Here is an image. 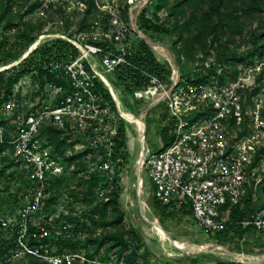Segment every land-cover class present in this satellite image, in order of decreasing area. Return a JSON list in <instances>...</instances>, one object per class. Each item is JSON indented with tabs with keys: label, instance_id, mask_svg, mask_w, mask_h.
Instances as JSON below:
<instances>
[{
	"label": "built area",
	"instance_id": "built-area-1",
	"mask_svg": "<svg viewBox=\"0 0 264 264\" xmlns=\"http://www.w3.org/2000/svg\"><path fill=\"white\" fill-rule=\"evenodd\" d=\"M92 1L96 10L90 15L89 31L68 30L66 35L50 31L31 46L35 49L60 39L77 49L76 56L68 52L63 60L41 65L45 72L62 75L64 84L45 82L41 94L34 97L39 85L30 77L21 78L0 110V120L5 122L0 125V146L9 147L0 159L9 157L27 179L23 185L16 184L18 192H11L16 196L14 209L9 206L4 213L7 203L0 201V232L16 249L14 259L29 256L47 264H123L116 258L105 261L82 252L58 254L42 243L51 234L42 222L47 201L60 199L57 213L66 214L63 203L71 199L67 189L59 194L50 189L54 178L72 173L74 166L66 158L87 152L82 158L86 170L80 175L98 171L111 180L116 173L111 154L118 119L126 120L106 74L129 66L136 34L131 27L132 14L123 11L138 0H124L125 6L119 0ZM49 5L61 7L64 14L82 13L83 17L88 9L87 0H45L42 8ZM37 11L44 15V10ZM75 19V23L80 20ZM54 21L46 24L55 25ZM57 22L64 25L62 19ZM212 60L205 59L206 69ZM178 73L170 93L171 85L167 87L157 76H148L145 87L133 92L138 101L164 102L173 121L170 144L158 152L146 148L141 162V172L155 187L154 197L161 205L190 211L201 232L212 236L226 229L235 207L245 199L255 202L261 195V205L236 223L264 232V61L239 65L237 77L224 84L216 79L220 68L206 83L196 82L194 76L182 77L179 68ZM96 81L108 89L116 110L94 93ZM46 127L62 132L66 139L63 155L42 134ZM110 188H99L96 198L102 199Z\"/></svg>",
	"mask_w": 264,
	"mask_h": 264
},
{
	"label": "trees",
	"instance_id": "trees-1",
	"mask_svg": "<svg viewBox=\"0 0 264 264\" xmlns=\"http://www.w3.org/2000/svg\"><path fill=\"white\" fill-rule=\"evenodd\" d=\"M201 1L177 0L168 11V18H176L173 26L169 28L165 27L159 19L160 11L167 7V1L151 0L136 18L138 30L144 35L150 33L152 35H161L170 38L174 47L182 41L190 44L193 42L198 44L200 52L194 58L186 57L185 60L184 56L177 53L174 61L182 77L188 79L194 76L196 82L200 83H206L212 76H216V70L220 68L221 73L216 76V79L219 84H224L237 77V68L239 65H250L256 61H264V32L254 34L250 41L251 47L241 52H221L218 51V49L222 50L223 48L220 45L217 46L216 52L209 50L210 46L218 41V28H221L223 31V29H227L228 27L229 31H233L232 34L236 38V47L241 48L244 46L242 43L243 26L238 23L237 19H234L235 21L232 25L226 26L223 21L222 9L227 0H205L210 13L205 14L203 12L199 19L196 20L191 13L192 8H196L195 4ZM239 1L242 3V0ZM249 1L250 4H248L245 10L241 7L242 4H239L245 14L263 12L259 0ZM43 3L44 0H39V2L32 4L26 9L25 14L38 9L44 10V15L41 16L38 14V19L41 22L36 28L17 31L11 37L0 36V67H6L18 61L37 41L40 35L50 33L49 31L42 32V28L45 25V20L50 16L52 17L53 10L63 14L61 7L56 5H49L47 9H43ZM87 4L88 9L84 18L90 16L96 10L92 0H87ZM12 5L13 0H6V9L0 16V24L12 11ZM127 9L128 6L124 9L125 14L127 13ZM188 9L191 11L185 17V12ZM212 16L217 18V22L213 26L208 24L212 21ZM84 18L75 23V29L73 31L90 30V22ZM62 19L66 22L65 17ZM194 22L199 23L197 33L191 37H186L184 35L185 31L190 29ZM66 23H68V20ZM16 27L18 25H14L9 21L4 28L13 29ZM172 30L178 32L177 38L172 37ZM133 36L135 44L128 57L129 66L119 67L113 72L108 73L109 78L106 77L107 80L111 84L114 83L117 85L125 96L131 98H133L134 91L141 90L145 87L148 76H157L169 87L171 85L170 78L172 73L169 64L166 61L161 63L153 50L143 40L139 39L137 35ZM208 40H210L209 45L207 44ZM174 50L176 49L174 48ZM68 52L73 56L78 54L77 49L65 41L60 39L47 41L33 49L19 64L0 71V110L8 101L9 96H11L14 85L21 78L30 77L32 82L39 85L38 91L33 93L34 97L41 94L45 82L63 85L62 75H59L57 72H45L42 70L41 65L44 62L63 60ZM178 52L180 53L181 50L179 49ZM210 57L213 59L212 65L209 69H206L203 63L205 59ZM183 61L197 62V65L194 64L192 70H190L192 71V76H187L186 72H184L185 63ZM93 91L95 94L100 95L112 110H116L115 103L103 83L96 81ZM17 97L20 98L19 95ZM166 117V124L161 128L160 133L163 137L170 135V138L166 139L164 148L172 140L171 134L173 128V121L168 118L167 113ZM0 125H5V122L0 120ZM125 126L126 122L119 117L117 123L118 132L111 154V160L116 166V173L111 180L98 171L80 175V173H84L86 170V165L83 163L82 158L87 155V152L66 158V161L74 166L72 173L66 177L54 178L52 180L51 190L59 194L61 190L67 189L68 196L71 198L65 199L66 202L63 203L65 204L63 207L66 214H64V211L57 213L59 207L62 206L60 199H49L47 201V209L42 218V222L46 223L51 232L50 236L42 240V243L48 244L56 253L82 252L88 257L99 256L105 261L116 258L119 262L122 261L123 264H157L156 261H159V258L146 247L141 236L132 227L129 231L122 229L126 213L120 199L122 193L121 174L128 164ZM43 133L48 136V140L54 150L58 151L60 155H63L64 149L62 151L61 149L66 139L62 138V132L46 127L42 131ZM8 148V146H0V154ZM26 182V176L14 168L13 162L9 157L5 156L0 159V188L4 191L7 199H13L12 201H15L14 198L16 197L15 194L9 193V187L17 186L16 184L23 185ZM107 187H111L109 192L102 199L98 200L96 198V191L99 188ZM1 202H4V200H1ZM147 205L160 223L164 219L174 220L180 217L181 215L179 213H183V217L190 216L189 211H179L172 207L161 205L154 198H149ZM252 206L253 202L250 199H245L241 205L231 211L230 221H228L226 229L218 233L215 237V241L218 244L228 245L234 243V246H239L249 232H254L252 228H242L236 223L248 216L255 209ZM137 214L138 216L140 215L139 212ZM50 217L51 221L49 222ZM228 250L231 251L230 249ZM231 252L236 254L242 253L237 251ZM15 254L16 249L10 243L7 235L0 232V264H47L46 262L29 256L14 259L13 256ZM214 258L216 264H242L231 261L229 258L226 260L218 257ZM153 259L156 260L153 261ZM191 259L195 258L193 257ZM160 264L172 263L160 262Z\"/></svg>",
	"mask_w": 264,
	"mask_h": 264
},
{
	"label": "rangeland",
	"instance_id": "rangeland-1",
	"mask_svg": "<svg viewBox=\"0 0 264 264\" xmlns=\"http://www.w3.org/2000/svg\"><path fill=\"white\" fill-rule=\"evenodd\" d=\"M45 1V0H44ZM167 1V7L160 11L159 19L164 24L165 27L171 28L174 24V21H176V18H168V11L169 8L174 5V3L177 0H166ZM39 2V0H13L12 5V11L5 17L4 21L0 24V36H6L11 37L15 32L17 31H23V30H32L33 28H36L39 23L41 22L40 19H38V12L37 10H34L33 12H30L28 14L26 13V9L29 8L32 4ZM119 3L123 6L124 0H119ZM260 7L263 12H252L245 14L244 10L247 8L248 4H250L249 0H242V3H240L239 0H227L224 4V8L222 9V15L224 18V22L226 26L232 25L235 21L234 19H237L238 23H240L243 26V36H242V43L244 46L241 48L236 47V38L233 36V31H229V28L221 30V28H218V41L217 43L210 46L209 50H213V52L217 51V46L220 45L222 48L218 49V51L221 52H241L244 50H247L251 47V37L254 34H257V32H264V0H259ZM239 4H242V9L240 8ZM146 4L144 0H138L133 7H128L126 14H132L136 15L138 14L143 8H145ZM196 8H192V15L195 17V19H199V17L203 14H209L208 4L205 2V0H202L199 3L195 4ZM6 9V0H0V16L4 13ZM227 9V10H226ZM190 9L187 10L186 16L190 13ZM50 12V11H49ZM125 14V11H124ZM64 16L66 19V22L68 20V23L64 21ZM72 16V20L70 17ZM126 16V15H125ZM76 18L83 19V14L79 13H71L70 14H61L57 11H52V17H48L45 20V25L42 28L43 31H51V32H57L60 35H66V33H69L68 30L75 29V22L77 21ZM64 21V25H61L60 21L61 19ZM93 16L85 17L84 19L91 20ZM48 20H55V25H48L46 24ZM185 20V18H184ZM11 21L14 25H18V27L13 29H6L4 28L8 22ZM81 21V20H80ZM217 22V18L215 16H212V21H210L208 24L213 26ZM43 23V22H42ZM67 24V26H66ZM190 29L186 30L184 35L186 37H191L195 35L199 29V23L192 24ZM75 31V30H74ZM41 32V33H42ZM40 33V34H41ZM177 33L172 30V37L177 38ZM71 34V33H70ZM144 35V34H143ZM145 36H147L152 42L159 44L162 48V50L158 49H152L154 54L157 56L159 61L163 63L165 61V57L171 56V58L174 60L175 55L181 54L184 56L185 60L186 57H195L197 53L200 52L198 49V44L196 43H186L185 41L180 42L175 47L172 45V41L170 38L161 36V35H152L150 33H147ZM209 39H211L209 37ZM156 41V42H155ZM210 40H208L207 44L209 45ZM173 50H172V47ZM174 48L176 50H174ZM181 50L179 53L178 50ZM220 52V53H221ZM77 55V54H76ZM192 55V56H191ZM198 58V57H197ZM197 61V59H196ZM195 61V63H196ZM184 64V72H186L187 76H192V68L195 64L194 62H185ZM4 68V67H1ZM179 75L177 72L176 77ZM106 77L109 78V75L106 74ZM172 77V73H171ZM112 87L117 92V95L119 96V99L121 101V105L123 110L130 111L136 113L135 115L138 116L140 114H143L146 110L145 116H143L145 130H144V142H145V149L152 152H158L162 150L164 147V144L166 142V139L170 138V135H167L166 137H163L160 133V130L163 126L166 124V104L164 102H160L156 105H154L153 102H147V101H138L131 97L125 96L121 89L115 85L112 84ZM170 87V86H169ZM27 90L26 88L24 89ZM149 108V109H147ZM164 117V118H163ZM165 119V120H163ZM126 122V121H125ZM125 132H126V147L128 152V164L124 168L121 174V187H122V193H121V204L125 211V219L123 221V227L122 229L128 230L132 227L137 234L141 236L142 241L146 244V247L154 253L159 259V261H156L157 264L162 263H172V264H216V260L214 257H218L222 260H226L229 257L226 255H223L221 249H230L231 251H237L242 252L240 255H248L249 257H256L258 259L264 258V232H249L244 240L241 242V245L234 246V243L224 245V244H218L215 241V237L217 234H214L212 236H206L204 235L197 223L192 219L191 213L190 216L183 217V213H179L181 215L180 217H177L174 220H163L161 223L158 221V219L153 215V213L150 211H146V215L148 216V219H151V217H155L162 229L164 230L165 234L168 235L172 240H176L182 244H191L194 246L202 245L205 247L207 252L199 253L196 255L191 254L189 251L185 254H181L182 250L177 249L176 247L173 248L170 246V243L167 240H164L162 243L161 240L155 235L152 227L143 221V218L138 216V206L136 201V167L137 164H135L136 160L139 157L140 154V147L141 143L138 137V127L134 123H128L126 122L125 126ZM141 177L143 179L142 189H143V200L147 205V201L149 198H156L154 197V190L155 187L153 183L148 180L146 175L141 172ZM20 189L17 186H11L9 187V193L13 191L18 192ZM0 201L4 200L5 204L7 203V207L3 209V212H8L9 206L14 209V202L13 199H7V197L4 194V191L0 188ZM128 197H131L132 204L127 203ZM262 203V197L261 195L258 196V199L253 202L252 208H256L257 206H260ZM148 207V205H147ZM149 208V207H148ZM190 212V211H189ZM140 214V213H139ZM121 229V228H120ZM231 245V246H230ZM242 246V247H241ZM244 252V253H243ZM234 253V252H233ZM206 254V255H203ZM192 256V257H191ZM195 259H191V258ZM156 259H153L155 261ZM264 264V262L262 263Z\"/></svg>",
	"mask_w": 264,
	"mask_h": 264
},
{
	"label": "water",
	"instance_id": "water-1",
	"mask_svg": "<svg viewBox=\"0 0 264 264\" xmlns=\"http://www.w3.org/2000/svg\"><path fill=\"white\" fill-rule=\"evenodd\" d=\"M150 1L151 0H144L146 5ZM131 27H132L133 32L139 37V39L143 40L151 49H156L154 46L157 43H153V42L148 41L147 39H145L143 37L142 33L138 30V27H137V24H136V18L133 15L131 17ZM32 48L33 47H30L28 49V51L18 61H15L14 63H12V64L4 67V68H0V71H3L5 69H8L10 67H13V66L19 64L22 60H24L31 53V51L33 50ZM165 59L168 61L169 65L171 67V70H172V77H171L172 84H171V87L167 91L168 93H170L172 91V88L174 87L175 78H176V75H177V72H178V68H177V65L175 64L174 60L171 58V56H170V58L165 57ZM147 109H149V108H147ZM119 110L121 111V109H119ZM146 111L143 113L144 116L146 114ZM141 115L142 114L137 116L138 121L140 123L139 124L140 128H138V137H139V140H140V143H141V150H140V154H139V157H138V163H137L136 173H135V178H136V201H137L138 211H139L141 217L143 218V220L146 223H148L151 227H155V229H158L156 223L153 221V216L151 217V219H148L147 217H145V207H144L143 201L140 198V193L141 194L143 193V189H142L143 179L141 177V162L143 160V155H144V151H145V146H144L145 145V142H144L145 125H144L143 118H141ZM125 120L127 121L126 118H125ZM145 205H146V203H145ZM148 211H150L149 208H148ZM167 240L172 241V239L168 235H167ZM185 245L188 248L187 252L189 251L193 255H196V254L203 253V252L207 251V250H205L204 246H202V245L194 246V245H191L189 243H187ZM220 249L222 251H225L227 254L230 255L228 257L231 259V261H235L237 263H242V264H262L264 262V258L258 259V260H252V261H240V260H236V259L233 260V257H235L237 255L236 253H233V252H231V251H229L227 249H224V248H220ZM222 254H224V253H222Z\"/></svg>",
	"mask_w": 264,
	"mask_h": 264
},
{
	"label": "bare ground",
	"instance_id": "bare-ground-1",
	"mask_svg": "<svg viewBox=\"0 0 264 264\" xmlns=\"http://www.w3.org/2000/svg\"><path fill=\"white\" fill-rule=\"evenodd\" d=\"M143 35V34H142ZM143 37L145 39H147L148 41H151L147 36L143 35ZM152 42V41H151ZM154 43V42H153ZM156 49L158 50H162L163 47L159 46L158 44H156L154 46ZM168 58H170V56L166 55ZM1 68V67H0ZM121 113L122 115L127 119L128 123H134L138 128H140V123L138 121V118L137 116L130 112V111H126V110H121ZM144 114L141 115V118H143ZM140 150H141V147H140ZM138 163V159L136 160L135 164ZM143 193L141 194L140 193V198L141 200L143 201V204H144V207H145V213L146 211H148V208L147 206L145 205V202L143 200ZM127 203L128 204H132V200H131V197H128L127 199ZM145 217L148 218V216L145 214ZM153 221L156 223L158 229H155V227H152L155 235L161 240V242L163 243L164 240H167V235L165 234L164 230L161 228L160 224L157 222V220L153 217ZM162 229V230H161ZM169 243H170V246L173 247V248H177V249H180L182 250V253L181 254H185L187 253V246L185 244H182L176 240H172V241H169L167 240ZM205 248V247H204ZM220 249V248H219ZM206 250V249H205ZM222 251V250H221ZM207 253H210L209 251H206ZM224 254L223 255H227V256H230L229 254H227L225 251H222ZM230 259V258H229ZM236 259V260H240V261H252V260H258V258L256 257H249L248 255H240V254H237L235 257H233V260ZM231 260V259H230Z\"/></svg>",
	"mask_w": 264,
	"mask_h": 264
}]
</instances>
